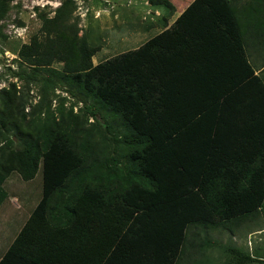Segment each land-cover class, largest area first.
<instances>
[{
	"label": "trees",
	"instance_id": "16d2710c",
	"mask_svg": "<svg viewBox=\"0 0 264 264\" xmlns=\"http://www.w3.org/2000/svg\"><path fill=\"white\" fill-rule=\"evenodd\" d=\"M12 1L0 0V19ZM238 2L193 0L170 29L93 65L65 0L42 25L43 40L20 47L32 76L46 73L34 111L47 117L24 132L25 103L14 85L0 91V207L12 172L27 182L40 170L41 195L0 264H179L188 233L185 263L206 264L204 250L216 245L200 233L261 230L247 224L264 223V78L248 62ZM55 60L62 71L49 68ZM59 86L96 101L91 116L122 147V166L92 145L97 123L76 130L79 144L48 124ZM218 247L230 259L223 264L264 262L257 249Z\"/></svg>",
	"mask_w": 264,
	"mask_h": 264
},
{
	"label": "rangeland",
	"instance_id": "374dc122",
	"mask_svg": "<svg viewBox=\"0 0 264 264\" xmlns=\"http://www.w3.org/2000/svg\"><path fill=\"white\" fill-rule=\"evenodd\" d=\"M63 1L65 0H14L8 3V12L3 19H0V91L14 85L17 96L21 97L25 103L24 115H26V119L23 123L21 122L24 125L20 126L24 132H27L26 122H28L30 132L39 131L44 125L46 114L43 112L37 114L34 108L40 100L39 78L45 76L46 73L40 70L42 72H38L37 76L33 77L32 67L20 60L18 51L23 44H29L33 36L43 40L45 34L41 33L42 25L47 19L54 16L55 10ZM72 1L75 9L72 16L78 24L77 36L85 38L93 65L137 48L155 34L154 29L159 32L161 26L157 22H161L158 20L161 18L159 17L161 12L157 13L155 9L156 7L166 8L163 5H152L149 0ZM187 1L169 0L176 8V13ZM173 20L174 17L169 20V23ZM72 21L70 20V22ZM263 50L264 44L259 48L260 52ZM63 67V62L55 60L49 68L62 71ZM20 72H25L26 76L30 75L32 79H27L26 76L19 77ZM49 97L51 103L48 124L52 125L54 129H63L68 134H72L76 143L79 144L84 138V134L76 133V130L83 127L82 130L87 131L92 122L97 123L99 129L98 132L93 133L92 145L95 144L94 147L97 149H106L109 158L119 160L118 167L123 165L124 162L120 156L122 147L119 144L112 145L106 140L104 135L106 125L100 115L97 113L96 118L91 116V112H95L91 108L93 102L96 103L95 100L86 98L76 91L71 93L66 86L57 87L54 94H49ZM10 135L11 133L7 134L13 142L12 149H15L19 143L16 137H10ZM110 166L116 167L113 164ZM41 183L40 170L31 181H22L17 173L12 172L4 182L3 188L8 195L0 207L1 253H4L12 243L29 217L31 210L38 203L41 195ZM249 225L247 224L248 230L249 227L251 229L256 225L261 230L249 234V231L246 230L229 231L220 226L214 230H208L207 235L200 233L197 240L207 238L206 240L212 241L216 245L215 247L208 246L204 250L206 264H223L226 260L229 262L226 250L222 249L221 252L218 246L236 247L249 254L255 249L264 253V223L259 219V222H252ZM187 237L186 249L179 264H186L185 261L190 252L188 250L191 240L189 233ZM252 264H264V262Z\"/></svg>",
	"mask_w": 264,
	"mask_h": 264
},
{
	"label": "crops",
	"instance_id": "0c3cea01",
	"mask_svg": "<svg viewBox=\"0 0 264 264\" xmlns=\"http://www.w3.org/2000/svg\"><path fill=\"white\" fill-rule=\"evenodd\" d=\"M192 1L193 0H188L187 2H185L182 6V9L178 13H176L175 7H174L175 10L171 13H170L169 9H166L164 7H163L164 9L156 7L155 11L157 13L161 12V14H160L161 16H159L161 18L158 19V20H161V22H157V23H159V26H161L160 27L161 29H159V32H156L158 30L154 29L153 31H155V34L152 37H150L149 39L161 34L163 31H165L167 29H170L172 27V25L174 24V22L176 21V19L180 16V14L184 11V9ZM251 1L252 0H239V2H238L240 15H241L242 21H243V24H240V29H241L242 38L244 41V44H243L244 50H245L248 62L250 63V65L252 66V69L254 71V76H260V77L264 78V50H263V52L259 51V48H261L262 44H264V25H261V21H260L262 18V15H264L263 14L264 8H262L260 5H255L254 2H251ZM258 2L261 3L262 6H264V0H258ZM172 6H174V5L172 4ZM162 10H163V14H162ZM172 17H174V20L169 23V20ZM149 39H147L145 42H147ZM143 44H141V45H143ZM141 45H139L137 48H139ZM137 48H135V49H137ZM135 49H133V50H135ZM128 51H130V50H128ZM238 170L240 171L239 168H238ZM14 239H13V241H14ZM5 251H4V253H5ZM4 253L0 252V259Z\"/></svg>",
	"mask_w": 264,
	"mask_h": 264
}]
</instances>
